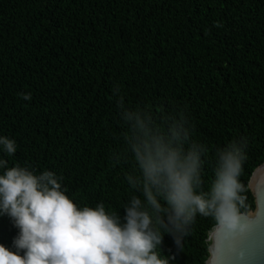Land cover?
<instances>
[{
	"label": "trees",
	"instance_id": "trees-1",
	"mask_svg": "<svg viewBox=\"0 0 264 264\" xmlns=\"http://www.w3.org/2000/svg\"><path fill=\"white\" fill-rule=\"evenodd\" d=\"M0 138L15 142L12 156L0 144L8 168L56 174L78 207L103 203L121 225L139 198L161 233V259L206 264L215 222L198 216L176 232L170 209L154 213L137 150L159 142L195 151L198 191L207 192L218 152L234 142L247 156L241 213L254 211L248 183L264 163V0H0ZM152 191L167 209L164 190ZM18 232L0 214V244L16 251Z\"/></svg>",
	"mask_w": 264,
	"mask_h": 264
},
{
	"label": "clouds",
	"instance_id": "clouds-1",
	"mask_svg": "<svg viewBox=\"0 0 264 264\" xmlns=\"http://www.w3.org/2000/svg\"><path fill=\"white\" fill-rule=\"evenodd\" d=\"M24 99H31L25 96ZM4 151L12 156L15 142L0 138ZM247 156L234 142L218 152L215 179L209 191L202 184L200 158L191 151L171 148L159 142L137 150L144 176V195L154 213L168 211V223L176 232L211 217L208 234L209 262L220 264L225 253L235 264H245L254 252L255 222L242 216L247 208L248 188L241 182ZM0 175V214H6L19 230L13 240L16 251L0 244V264H168L156 251L162 237L153 229L154 216L133 198L125 209L126 223L106 211L103 203L80 208L62 191L52 172L37 175L20 166L7 167ZM162 188L167 209H163L152 188ZM157 224L163 221L156 217ZM166 226V225H165ZM178 243V241H177Z\"/></svg>",
	"mask_w": 264,
	"mask_h": 264
},
{
	"label": "water",
	"instance_id": "water-1",
	"mask_svg": "<svg viewBox=\"0 0 264 264\" xmlns=\"http://www.w3.org/2000/svg\"><path fill=\"white\" fill-rule=\"evenodd\" d=\"M248 187L255 200V209L249 213H242V216L254 221L255 229L253 233L254 252L245 264H264V163L253 171ZM208 262L209 258L206 264ZM212 264H217V262H212ZM220 264H235L234 257L225 253Z\"/></svg>",
	"mask_w": 264,
	"mask_h": 264
}]
</instances>
